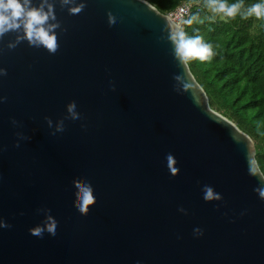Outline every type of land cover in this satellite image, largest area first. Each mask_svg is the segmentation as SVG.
Masks as SVG:
<instances>
[{"label":"water","instance_id":"water-1","mask_svg":"<svg viewBox=\"0 0 264 264\" xmlns=\"http://www.w3.org/2000/svg\"><path fill=\"white\" fill-rule=\"evenodd\" d=\"M56 15L67 31L55 54L26 41L8 49L15 33L0 41V219L11 225L0 264H264L254 142L175 58L177 24L146 0H87L77 15L57 4ZM17 133L28 137L19 147ZM76 181L94 188L87 215ZM205 185L221 198L206 201ZM49 214L56 236L31 235Z\"/></svg>","mask_w":264,"mask_h":264},{"label":"clouds","instance_id":"clouds-1","mask_svg":"<svg viewBox=\"0 0 264 264\" xmlns=\"http://www.w3.org/2000/svg\"><path fill=\"white\" fill-rule=\"evenodd\" d=\"M57 4L61 9H67L71 15L81 13L87 6V0H0V41H3L6 34L15 33V39L7 43L8 49H14L21 42H27L30 47L44 48L49 54H55L59 48L58 31L65 32L62 22L57 18ZM204 8L210 15L207 17L210 21L235 19L242 20L256 18L264 20V0H256L251 4H246L245 0H206ZM110 27L115 30L119 19L111 12L108 13ZM200 22L199 13L190 15L187 19H182L180 24L174 25L168 35L167 40L173 45L174 56L181 64H188L193 60L207 61L213 56V45L205 41L202 35H188L183 25H193ZM0 48V53L3 52ZM7 70L0 67V77L6 76ZM180 79V77H176ZM115 91V85L112 86ZM7 98L0 96V103H4ZM76 102L72 101L67 105V112L72 119H79L80 114L76 112ZM49 128H52V120L46 118ZM16 126L18 121L12 120ZM64 131L63 120L59 121L53 129L52 135ZM19 139L16 147L20 146V140L28 139L21 133H17ZM167 167L170 174L175 175L180 171L175 167L176 158L172 153L166 157ZM248 174L256 177L261 182V187L255 188V192L261 201H264V168H261L259 162L250 157L248 160ZM77 195V211L81 215H87L90 211V205H94L96 198L94 188L90 182H75ZM204 199L206 201L219 200L220 194L215 193L209 185L204 186ZM180 211L186 214V210ZM11 227L4 219H0V228ZM58 221L52 215H47L43 225H36L29 229L33 236L42 237L47 231L48 234L55 237L57 234ZM196 236H202L203 231L200 228L194 229ZM140 264V262H137Z\"/></svg>","mask_w":264,"mask_h":264},{"label":"trees","instance_id":"trees-1","mask_svg":"<svg viewBox=\"0 0 264 264\" xmlns=\"http://www.w3.org/2000/svg\"><path fill=\"white\" fill-rule=\"evenodd\" d=\"M146 1L165 15L184 2L190 5V15L199 13L200 22L186 25L185 31L202 35L213 45L214 54L207 61L188 63L190 71L205 90L210 107L253 140L256 160L264 168V20L210 21L206 0Z\"/></svg>","mask_w":264,"mask_h":264},{"label":"built area","instance_id":"built-area-1","mask_svg":"<svg viewBox=\"0 0 264 264\" xmlns=\"http://www.w3.org/2000/svg\"><path fill=\"white\" fill-rule=\"evenodd\" d=\"M188 15H190V5L188 3H184L176 10L167 14V16L176 24H180L181 20L186 19Z\"/></svg>","mask_w":264,"mask_h":264},{"label":"rangeland","instance_id":"rangeland-1","mask_svg":"<svg viewBox=\"0 0 264 264\" xmlns=\"http://www.w3.org/2000/svg\"><path fill=\"white\" fill-rule=\"evenodd\" d=\"M185 3V2H184ZM184 3H182V5L184 4ZM181 6V5H180ZM169 14V13H168ZM214 110V109H213Z\"/></svg>","mask_w":264,"mask_h":264}]
</instances>
